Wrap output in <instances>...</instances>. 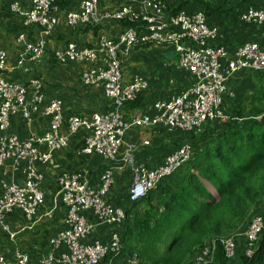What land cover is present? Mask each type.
<instances>
[{"label": "built area", "instance_id": "2783aa9c", "mask_svg": "<svg viewBox=\"0 0 264 264\" xmlns=\"http://www.w3.org/2000/svg\"><path fill=\"white\" fill-rule=\"evenodd\" d=\"M62 0H12L8 11L23 28L36 27L38 36L26 41L19 34L21 45L16 65L24 61L38 62L45 53L46 37L58 25V2ZM184 0H123L113 11L102 12L97 0H79L75 11L67 12L64 21L70 30L81 26L92 27L102 21L130 24L113 38H99L93 46L68 42L54 50L52 57L58 64L85 65L80 83L87 88L100 89L110 102L108 110L89 117H63L62 102L58 98L45 99L42 84L31 78L26 84L8 81L3 77L6 55L0 48V166L9 161L20 166L22 182H2L0 185V228L8 233L6 217L17 211L25 222L31 221L43 204L40 190L42 175L37 165L46 164L54 152L67 145V135L85 131L81 153L99 156L106 166L98 173L95 186L82 173L59 172L55 175L56 192L53 207L60 208L62 228L47 240V251L35 260L24 252L14 251L10 258L0 252V264H142L138 254L125 249L120 230L125 218L124 207L115 206L109 195L115 186L116 175L127 172L129 185L127 204L137 203L163 179L184 166L191 156L188 143L181 144L166 154L161 162L148 168L135 160L134 146L125 143L129 129L161 127L181 132H197L207 123L227 121L222 109L228 95V84L241 74L264 73V51L253 39H246L232 47L216 45L217 28L207 23L200 12L188 14L177 5ZM238 22L244 27L264 29V0L258 6L241 11ZM169 46L176 59L174 69L189 76L185 89L166 99L156 100L151 113L134 112L125 116L123 104L134 100L145 91L142 76L124 81L120 57L137 45ZM19 116L30 123L46 119L41 133H30L20 139L9 131L10 119ZM62 128L66 131L63 132ZM143 144H147L144 141ZM98 228H107L105 241H89ZM264 232V212L253 215L243 229L213 238L196 248L193 264H212L216 246L221 248L226 261L236 256L238 242L242 254L251 258ZM12 239L14 235L8 234ZM264 264V263H263Z\"/></svg>", "mask_w": 264, "mask_h": 264}, {"label": "crops", "instance_id": "0c3cea01", "mask_svg": "<svg viewBox=\"0 0 264 264\" xmlns=\"http://www.w3.org/2000/svg\"><path fill=\"white\" fill-rule=\"evenodd\" d=\"M1 1V0H0ZM123 0H98L99 9L104 8L106 11H113L117 8ZM206 7L208 6V19L207 23L217 28V35L214 40L216 45H235L239 42V34L243 33L244 36L249 37L248 39L255 40L260 49L264 51V30L257 29V33L253 32L249 27L241 29L238 33L237 28V14L234 16L225 17L223 14L216 13L215 4L221 6L220 12L227 11L228 7L238 5V10L246 9L249 6H258L259 0H207ZM79 0H65L64 3L59 6L57 12L58 25L52 31L47 38V50L52 53L54 50L62 48L68 42H76L86 46H93L99 38H113L120 33L122 25L111 22L102 21L98 25L87 27L81 26L70 30L66 27L64 21V15L67 12L75 11L78 7ZM219 3V4H218ZM191 8V4H187L185 11L188 14V9ZM201 11V10H196ZM195 11V12H196ZM215 13V14H214ZM214 14V16H212ZM230 19V21H228ZM239 27V26H238ZM37 30H32L29 34V38L33 39L38 36ZM7 37L6 39H0V47L6 55V70L3 73V77L7 80L25 84L31 78H36L42 82L47 88L45 99L49 100L53 97H60L63 101V109L66 116L76 115L79 117H89L96 111L109 108L110 102L104 97L100 89L87 88L80 83V74L85 69V65L81 63L68 64V65H57L48 57H44L40 61L30 64L23 62L21 66L16 65L17 56L21 45L16 43L15 37ZM238 38V39H237ZM140 46V45H139ZM138 52V53H137ZM158 52L160 57L153 58L152 54ZM166 54H170V57L164 62ZM150 55V56H148ZM138 56L137 62L141 64L138 69L140 76L144 78L147 83V89L141 96V102L135 111H142L151 113V106L156 100L166 99L170 96L171 88L174 86V90H181L188 87L191 83V79L188 75L183 72L176 71L174 69L175 55L172 56L171 48L169 46H158L148 45L145 47H138L129 50L125 55L120 57V65L130 61ZM167 62L168 65H167ZM120 66V67H121ZM176 74L179 79H175L174 83L172 79H167L166 88L160 90L158 85H155L154 79L158 75L169 77L171 72ZM129 72V71H128ZM127 74H130L127 73ZM129 78V77H128ZM127 80V79H125ZM167 82V81H166ZM264 86V76L256 77L249 74H241L237 76L233 81L228 84V95H225L223 99L222 109L227 120L232 121L231 115L236 113L239 114L241 108L248 106L250 96L254 90H261ZM173 89V88H172ZM132 113V112H131ZM228 113H231L230 115ZM126 114V113H124ZM128 114V113H127ZM239 116L238 122H243L247 117ZM47 124V120L36 119L30 123L21 120L17 116H13L10 119L11 132L19 137H27L30 133H41ZM161 127H153L147 129H129L125 135V141L129 144H135L137 150L135 151V160L138 163L144 164L148 168H153L158 165L161 161L162 156L173 151L174 142L177 141L185 142L184 138H177V135L169 137L162 136ZM62 131L66 130L62 128ZM87 133L80 131L76 134L67 135V145L64 149L58 152H54L50 160L44 165H37V170L41 173L43 179L40 184V190L43 193V201L48 200L47 206L50 207L48 210L54 211L58 214L57 222L51 226L49 231L53 232L62 226V213L61 209H54L53 207V196H54V176L60 171H76L73 173L85 174L90 184L93 186L97 183L98 173L101 169L106 166V163L96 155H81L77 151V146L82 141ZM140 141V142H139ZM141 141H147V144L141 143ZM140 144H142L140 146ZM101 164V165H100ZM100 167V168H99ZM97 168V169H96ZM99 168V169H98ZM120 185L119 190L127 191L129 185V175L127 172H123L116 175ZM2 182H14L20 184L22 182L21 168L20 166H13L11 162L7 161L0 166V185ZM115 189V188H114ZM113 189V190H114ZM113 190L111 191L108 198H112L114 195ZM51 198V199H50ZM48 215V214H47ZM40 220L38 217L33 228L29 226L25 229L26 225L21 215L17 212H13L7 218V225L9 231L15 236L10 241L15 246L19 244L20 239L25 241H31L32 237H36L37 233L34 231L43 229L42 224L36 225ZM31 228V229H30ZM33 229V230H32ZM24 232V233H23ZM32 232V233H31ZM108 235L107 228L95 229L89 236L88 240H99L105 241ZM24 242V241H23ZM27 248H25L26 250ZM24 251V250H22ZM1 253L7 257H11V253L4 251ZM8 255H5V254ZM123 263L122 259L117 261L116 264Z\"/></svg>", "mask_w": 264, "mask_h": 264}, {"label": "trees", "instance_id": "16d2710c", "mask_svg": "<svg viewBox=\"0 0 264 264\" xmlns=\"http://www.w3.org/2000/svg\"><path fill=\"white\" fill-rule=\"evenodd\" d=\"M11 1L12 0H6V6H8ZM64 1L65 0L58 2V7L61 6ZM185 2L186 1L179 3L177 8L185 9L187 6V4H183ZM231 7H238V5H233ZM220 8V5L217 6L218 11ZM205 10L210 11L207 6L200 12L208 19V13L206 14L204 12ZM243 10L237 11V16ZM9 15L11 17L13 16L10 13ZM14 19L17 18L14 17ZM114 23L122 25L121 29L133 25L127 21ZM18 24L19 28L17 35L23 33L26 41H33L35 38H29V34L32 30H37L39 32V29L36 27L23 28L20 22ZM249 28L254 30L252 27ZM257 32L256 30V33ZM17 35H15V40ZM48 37H46V40ZM243 40L246 39H242L239 42ZM235 44H237V42ZM148 45L151 44L137 45L134 48ZM224 46L230 48L233 45L225 44ZM46 56L57 65H68L55 62L52 53L47 50V44L45 53L41 59ZM172 56H174L173 52ZM249 75L260 77L264 76V73H249ZM41 84L44 96H46L47 88L42 82ZM179 91L180 90H177L174 93ZM143 92L141 93L143 94ZM141 93H139L140 97L136 100L123 104L122 111L126 113L125 116H128L134 111L133 109L139 106L142 99ZM53 98L60 99L63 107V101L60 97L57 96ZM249 103L251 104V107H249V115H247V118L243 122L235 123L227 120L223 123H207L202 126V129L205 128L204 134L202 133V135L193 137L191 141L187 140V142L174 144L172 150H175L183 143H188L191 148L190 159L171 176L160 181L155 189L148 191L143 199L137 203L127 204L126 194L123 197V203L112 201L113 198H109V201L113 203V205H122L124 207L125 218L123 223L125 222L126 214L131 212L132 208H138L141 213L145 214L146 219L143 221L144 226L137 229V236H139L138 241L140 245L144 244L141 253L145 256L148 264H181L180 258H184L188 255L192 251V248L196 244L201 243L205 236H218L246 219L249 208L257 199L258 180L264 174V86L261 90H254L250 96ZM106 110H108V107L96 112L101 113ZM63 117L64 119L68 117L64 113V109ZM40 120L44 119L41 118ZM9 131L11 132L10 127ZM181 133L183 136V134H193L195 132ZM19 138L23 139L25 137ZM84 138L78 144L81 145V148H83L84 145ZM196 145L199 146L197 147ZM169 152L165 153L162 158ZM117 180L118 178L116 177L115 185L121 181ZM56 209L60 208L57 207ZM263 212L264 207L254 215ZM8 216L6 217V221ZM151 219L154 221L152 224ZM250 219L243 223L240 229H243ZM47 231L49 234L55 232ZM1 232L3 231L1 230ZM125 232L126 230H122L121 228V241L124 240ZM51 235H49L43 243L36 245V249L26 252L32 261L35 260L39 254L47 251V240ZM159 236H161V238L163 237L162 239L165 243H163L161 256L154 258L148 255L146 250L147 247H152L155 243H158ZM257 243L258 245L253 256L251 258H246L242 254V244L238 242L241 252L237 255L236 250L237 262H235L236 258L230 262L226 261L222 255L221 248L216 246L212 264H263L264 232L259 235ZM125 249L129 250V248L126 247ZM138 256L142 264H147L139 254ZM105 261L106 259L100 264Z\"/></svg>", "mask_w": 264, "mask_h": 264}, {"label": "rangeland", "instance_id": "374dc122", "mask_svg": "<svg viewBox=\"0 0 264 264\" xmlns=\"http://www.w3.org/2000/svg\"><path fill=\"white\" fill-rule=\"evenodd\" d=\"M184 1H186L185 3H183L184 5L191 4V8L188 9V12H191V13H194L196 10L204 9L206 7V3L205 2H208L207 0H202V1L201 0H184ZM6 4H7L6 0H1L0 1V39L1 38L6 39L7 37H9V38L13 37L14 38L15 35H17L18 28H19V24H18L19 21L17 19H14L13 16L11 17L9 15V13H8L9 11H7L8 10V8H7L8 6H6ZM121 5H122V3L118 7H120ZM214 7L216 8L217 4H215ZM117 8H115V9H117ZM237 8L238 7H228V9H226L227 11L224 10L223 12H220V11H218V9H215V11H216V13L225 15V17L233 16L235 18L234 14H235V12L237 14V10H238ZM100 11L106 12V10L104 8H102V7H101ZM204 12L207 14L209 11L205 10ZM214 14L212 16H214ZM228 21H230V19H228ZM236 25H237V28L239 29L238 33L241 32L242 28H245L244 26H242L238 22V19H237V24ZM252 31L256 33V29H254V30L252 29ZM238 38H239V40H242V39H248L249 37H246V36H244L243 33H240ZM159 46H164V45H159ZM148 56H150V55H148ZM152 56H153V58L160 57L158 52H154L152 54ZM169 57H170V54H166L165 59L163 58L162 60H164V62H165L166 58L168 59ZM161 58L162 57H160L159 62L161 61ZM137 60H138V56L135 57L134 59H132L131 61H130V59L126 60L127 62L123 63L122 66L120 65L121 66L120 67L121 68V73H122L124 81H126V82L129 81V79L132 76H135V75L140 76L141 75L138 72V69L141 66V64L139 62H137ZM168 63L169 62H167V65H168ZM128 71L130 72V74H127V73H129ZM175 75L176 74L174 73V70H173V72H171L169 77L166 78V77L162 76V74H161L160 76L157 75L153 81H154L155 85H158V88L163 91L164 88H166V86H165L166 83H168L167 79H172L173 83H174L175 79H179V77L175 76ZM260 77H263V76H260ZM125 79H127V80H125ZM170 88H171L170 91H173L172 93H170V95H172L175 92L174 86L170 87ZM146 89H147V87H146ZM143 94H144V92H143ZM138 97H140L139 94L135 96L134 100H136ZM249 107H251L250 103H248V106L243 107L239 111L240 112L239 114H236V113L232 114L231 115V118L233 119L232 121L235 122V123H240V122H238V119H239L238 115L247 117V115H249ZM135 112H142V111L138 110V111H135ZM132 113H134V112H132ZM132 113H130V114H132ZM228 114L230 115L231 113H228ZM204 129L201 128V129H199V131H197V132H195L193 134H183V136L181 135L182 133L180 131L162 129L163 130L162 131L163 132L162 136L163 137H169L168 135H171V136L177 135L176 136L177 138H184L185 142H187V140L191 141L193 139V137H196L198 135H202V133L204 134L205 133ZM143 142L144 141H141V143H143ZM179 142L180 141H177V143H179ZM125 143H127V141H125ZM174 144H176V142H174ZM131 145L134 146V150L136 151L138 147L135 146V144H131ZM141 145L142 144H140V146ZM196 146L198 147L199 145H196ZM192 147L194 148L193 145H192ZM81 150H82L81 145H78L77 146V151L81 155H83L81 153ZM60 172H70V171H60ZM73 172H76V171H72L71 173H73ZM54 178H55V176H54ZM263 184H264V174L258 180V187H257V194L258 195H257V199H256L255 203L249 208V211L247 213V217H246V219L244 221L237 223L232 229H230V230H228V231H226V232H224V233H222V234H220L218 236H216V235L215 236L214 235L205 236L202 239L201 243L196 244L192 248V251L188 255H186L184 258H180L181 264H193V260H192L193 252L195 251V249L197 247L201 246L202 244L206 243L207 241H209V240H211L213 238H217V237H221V236H225V235L231 234L236 229V227H240L241 225H243V223L247 222L250 218H252V216L256 212H258L260 209H262V207H264ZM120 185L121 184H119V183H117L115 185V189L113 190L114 195L112 197L113 198L112 201L120 202V203L122 202L123 203V197L125 196L126 191L124 193L123 191L119 190ZM55 192H56V188L54 189L53 193L55 194ZM47 204H48V200H46V202L44 201L43 204L41 205V207L36 211V214L31 219V221L25 223V225H26L25 229L28 228L29 226H31L33 228V225H34V223H36L37 218L38 217L40 218V220L37 222L36 225L42 224L41 227H43V229H38L39 231L35 230L34 233L36 232L37 235H35L36 237H32L31 241H25V239L24 240L20 239L19 244L14 246L11 243L12 241H10L11 239L8 237V234H10L11 232L8 230V233L4 232V234H3V232H1V230H0V252L1 251L2 252L7 251L8 253L12 254V253H14V251H18V252L26 253L27 251L36 249L35 248L36 245H38L39 243H43L46 240V238L49 235L52 234V233L49 234L47 230L51 229V226L54 225V223L57 222L58 214L60 215V213L57 212L58 214H56L52 210L50 212L48 210L50 207H48ZM154 218H157V217H154ZM145 219H146L145 218V214L141 213V211H139L138 208H135V209L132 208V211L129 212L128 214H126L125 222L122 224V230H124V229L126 230L125 237H124V240L122 241V244L124 245V247L129 248V249L135 251L137 254H139L144 259V261H146V258L141 253L142 252V247L144 246V244L140 245V242L138 241L139 236H137L138 235L137 234V229L144 226L143 221ZM152 223H154V221L151 219V224ZM162 238H161V236H159L158 243L159 244L162 243L160 246H158L159 245L158 243H155L152 247H147L146 252H147L148 255H151L154 258H157V257L161 256L162 247L164 245L163 243H165ZM25 248H27V249L25 250ZM22 250H24V251H22ZM240 252H241V248H240V246H238L237 255H239ZM5 255H8V254H5ZM237 255L235 257L236 258L235 262H237ZM145 263H147V261Z\"/></svg>", "mask_w": 264, "mask_h": 264}]
</instances>
